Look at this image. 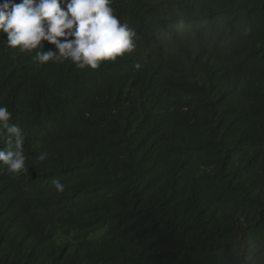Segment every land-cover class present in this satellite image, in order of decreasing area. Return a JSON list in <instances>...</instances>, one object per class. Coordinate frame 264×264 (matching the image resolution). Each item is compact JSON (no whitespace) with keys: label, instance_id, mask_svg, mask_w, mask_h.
Returning <instances> with one entry per match:
<instances>
[{"label":"trees","instance_id":"obj_1","mask_svg":"<svg viewBox=\"0 0 264 264\" xmlns=\"http://www.w3.org/2000/svg\"><path fill=\"white\" fill-rule=\"evenodd\" d=\"M110 6L135 50L97 69L0 33V264H264V0Z\"/></svg>","mask_w":264,"mask_h":264},{"label":"clouds","instance_id":"obj_2","mask_svg":"<svg viewBox=\"0 0 264 264\" xmlns=\"http://www.w3.org/2000/svg\"><path fill=\"white\" fill-rule=\"evenodd\" d=\"M110 5L111 0H3L0 33L7 35V48L36 51L35 59L40 65L70 60L77 68L97 69L135 50V31L121 22ZM43 41L53 44L56 50L37 51L44 49ZM11 119L8 108L0 106V144L9 146L6 151L0 150V168L6 166L9 174L19 175L27 170L25 139ZM47 158L45 152L38 160ZM53 186L64 191L58 179Z\"/></svg>","mask_w":264,"mask_h":264}]
</instances>
